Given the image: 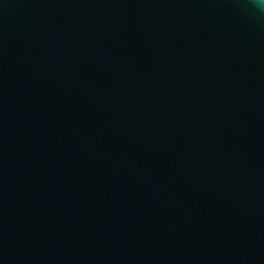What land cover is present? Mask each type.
I'll use <instances>...</instances> for the list:
<instances>
[{
    "label": "water",
    "instance_id": "1",
    "mask_svg": "<svg viewBox=\"0 0 264 264\" xmlns=\"http://www.w3.org/2000/svg\"><path fill=\"white\" fill-rule=\"evenodd\" d=\"M0 264H264V12L0 0Z\"/></svg>",
    "mask_w": 264,
    "mask_h": 264
},
{
    "label": "clouds",
    "instance_id": "2",
    "mask_svg": "<svg viewBox=\"0 0 264 264\" xmlns=\"http://www.w3.org/2000/svg\"><path fill=\"white\" fill-rule=\"evenodd\" d=\"M250 2L257 10L264 12V0H250Z\"/></svg>",
    "mask_w": 264,
    "mask_h": 264
}]
</instances>
